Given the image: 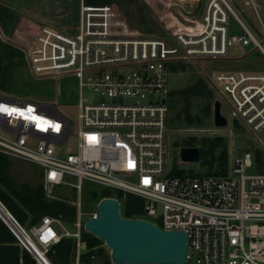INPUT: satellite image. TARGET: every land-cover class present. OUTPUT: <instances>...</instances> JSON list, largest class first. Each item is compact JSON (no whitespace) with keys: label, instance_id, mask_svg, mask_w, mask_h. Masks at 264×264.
Instances as JSON below:
<instances>
[{"label":"built area","instance_id":"built-area-1","mask_svg":"<svg viewBox=\"0 0 264 264\" xmlns=\"http://www.w3.org/2000/svg\"><path fill=\"white\" fill-rule=\"evenodd\" d=\"M201 3L189 0L192 10L181 5L186 24ZM263 7L264 0H209L192 20L197 34L123 38L112 28V7L82 2L75 32L47 30L31 51L40 72L78 78L77 129L53 105L0 93V154L40 166L48 196L61 186L81 195L87 181L140 197L145 210L139 219L155 217L160 225L148 221L162 230L187 233L185 264H264V173L246 174L262 164L255 160L256 149L264 161V72L208 78L217 96L212 109L216 101L227 102L232 118L258 144L233 158L226 176L172 174L167 103L172 64L222 60L235 46L252 47V52L264 55L263 43L245 18L253 12L264 35ZM232 18L238 26L235 34ZM72 142L76 151L64 154L63 148ZM70 177L78 183L68 182ZM69 204L78 210L76 232L65 227L61 216L46 215L26 227L1 200L0 220L33 264H54L50 255L65 239L75 241L70 264H83L90 250L83 240L80 203ZM89 215L88 219L97 218V212Z\"/></svg>","mask_w":264,"mask_h":264},{"label":"rangeland","instance_id":"rangeland-1","mask_svg":"<svg viewBox=\"0 0 264 264\" xmlns=\"http://www.w3.org/2000/svg\"><path fill=\"white\" fill-rule=\"evenodd\" d=\"M169 1L174 0H168V2L166 0H109L106 5L113 9V30L123 38H142L151 35L173 36L180 32L197 34L199 30L196 26L192 30L191 24L194 22L192 20L198 18V14L203 11L209 0H203L199 9L193 12L192 18H195L191 20L190 24L185 23L186 19L181 8L184 6V8L192 10L189 0H175L174 3L180 4V6ZM82 2L88 4L87 0H0V58L3 65H9L8 50L16 54V65H13L12 69L13 89L10 92L0 93L18 100L53 105L73 123L75 129L78 125V78L65 73L56 75L40 72L39 64L31 56V51L47 30L75 32ZM10 15L12 18H6ZM17 16H20L17 28L13 36L9 37ZM260 16L264 22V7ZM246 17L264 47V35L259 33L261 26L257 17L251 11L245 15ZM4 20L6 25L3 24ZM231 28V34H235L238 26L234 18L231 19ZM252 50V47L235 46L230 48L229 55L222 60H191L170 66L167 72L168 89L170 90L167 103L170 109L169 131L174 168H180L184 173L197 177L209 176L210 169L203 164L202 160L200 163L191 164L180 162L179 149L184 147L186 141L191 138H196L199 141L205 138H222L228 149V167H230L233 158L242 156L245 151L252 150L258 145L245 126L239 125V121L232 118V109L227 102H222L221 110L228 119L227 127H215L212 111L210 117L204 119L200 126L187 125L185 116L182 114L185 109V101L179 96L182 90L190 88L202 80L206 83L213 98H216L208 78L213 79L219 73L264 72V55L260 51L252 52ZM207 101V99L201 98L191 99L193 114L201 115ZM179 114H182L180 119L177 117ZM237 125L241 128H237ZM62 151L64 154L75 152V143L67 145ZM219 152L220 150L216 151L214 155L208 154L209 160H212L213 156L217 158ZM10 163L8 174L16 185L27 186L34 190L43 186V169L40 166L13 158H10ZM259 173H264V163L246 171L248 175ZM67 181L73 184L78 183L77 178L73 177L68 178ZM1 189L6 192L5 188L1 187ZM104 190L100 185L84 181L81 195L65 186L55 188L49 196L44 191L48 200L62 201L68 204L72 202L76 205L80 203V212L82 213L80 220L82 224H85L89 214L97 212V206L102 200ZM111 194L117 196L115 190H111ZM75 209L74 221L69 223L64 220L65 227L71 232L78 230L74 225V222L78 221V210L76 207ZM145 218L160 225L159 220L155 217L145 216ZM31 219L32 217L29 215L26 227L32 226ZM83 231H85L84 228ZM93 249L95 258L91 260L90 264L111 263V252L104 243ZM98 251H101L102 254L99 255ZM66 264H70V262Z\"/></svg>","mask_w":264,"mask_h":264},{"label":"trees","instance_id":"trees-1","mask_svg":"<svg viewBox=\"0 0 264 264\" xmlns=\"http://www.w3.org/2000/svg\"><path fill=\"white\" fill-rule=\"evenodd\" d=\"M88 5H106L109 0H87ZM6 18H12L8 16ZM3 24L6 25L5 20ZM7 57L9 58V65H3L0 58V92H10L13 89L12 69L16 65V54L8 50ZM179 96L185 101V109L182 114L185 116V122L189 126H200L204 119L209 118L211 115L213 95L208 91L207 85L204 81L199 80L194 86L182 90ZM207 99L205 107L202 109V114L194 115L192 112L193 106L191 99ZM182 114L177 117L180 119ZM237 128L241 126L237 125ZM184 147H199L201 150V160L205 166L209 167V176H226L228 173L229 156L228 149L222 138L216 139H202L201 141L196 138H191L186 141ZM183 148V147H181ZM220 150L217 158L213 156L209 160L208 154H213ZM255 160L263 163V154L260 150L254 151ZM215 166V168H213ZM11 167L10 158L0 154V200L4 205L16 216L22 223L26 224L28 216L31 215V225L38 224L42 217L51 215L55 217H62L65 221L71 223L75 219V207L62 202L51 201L46 198L44 186L41 188L32 189L27 186H18L10 178L8 172ZM174 176H183V170L174 168L172 173ZM6 189V192L1 189ZM117 196H112L111 190L105 189L102 198L116 197L123 202L121 208V215L127 219H139L144 216L145 202L138 196L133 194H124L123 192L116 191ZM83 240L87 243L88 249L83 258V264H90L91 256L95 255L94 247L104 243L95 238L93 235L83 231ZM99 255L102 254L98 251ZM75 255V241L72 239H65L57 246L54 252L50 255L54 264H66L72 262ZM33 264L31 256L16 245V239L7 229V227L0 220V264ZM106 264H112L107 262Z\"/></svg>","mask_w":264,"mask_h":264},{"label":"water","instance_id":"water-1","mask_svg":"<svg viewBox=\"0 0 264 264\" xmlns=\"http://www.w3.org/2000/svg\"><path fill=\"white\" fill-rule=\"evenodd\" d=\"M20 16H17L10 31L12 37ZM222 105L214 104V125L228 126L222 115ZM183 164L200 163L199 147L179 149ZM87 233L104 242L110 250L112 264H185L188 250V235L182 231H165L145 219H127L121 215L120 201L102 199L97 206V218L84 224Z\"/></svg>","mask_w":264,"mask_h":264},{"label":"snow or ice","instance_id":"snow-or-ice-1","mask_svg":"<svg viewBox=\"0 0 264 264\" xmlns=\"http://www.w3.org/2000/svg\"><path fill=\"white\" fill-rule=\"evenodd\" d=\"M92 139H94V138H92ZM129 166H130V167L132 166V165H131V162H130ZM145 182L147 183V181H145Z\"/></svg>","mask_w":264,"mask_h":264}]
</instances>
